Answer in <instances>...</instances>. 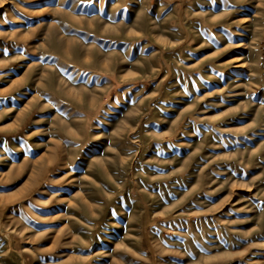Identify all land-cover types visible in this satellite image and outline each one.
Returning <instances> with one entry per match:
<instances>
[{
	"label": "rangeland",
	"instance_id": "obj_1",
	"mask_svg": "<svg viewBox=\"0 0 264 264\" xmlns=\"http://www.w3.org/2000/svg\"><path fill=\"white\" fill-rule=\"evenodd\" d=\"M0 264H264V0H0Z\"/></svg>",
	"mask_w": 264,
	"mask_h": 264
}]
</instances>
